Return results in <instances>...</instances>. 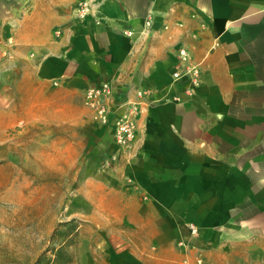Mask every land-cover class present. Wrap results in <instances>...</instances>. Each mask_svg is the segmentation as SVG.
Masks as SVG:
<instances>
[{
    "label": "crops",
    "instance_id": "0c3cea01",
    "mask_svg": "<svg viewBox=\"0 0 264 264\" xmlns=\"http://www.w3.org/2000/svg\"><path fill=\"white\" fill-rule=\"evenodd\" d=\"M6 38L41 44L33 73L59 113L103 80L113 114L140 89L162 99L113 173L80 187L91 219L122 224L111 264H178L190 222L216 264L264 252V0H0ZM180 47L197 85L172 79ZM102 139L116 148L112 126Z\"/></svg>",
    "mask_w": 264,
    "mask_h": 264
},
{
    "label": "rangeland",
    "instance_id": "374dc122",
    "mask_svg": "<svg viewBox=\"0 0 264 264\" xmlns=\"http://www.w3.org/2000/svg\"><path fill=\"white\" fill-rule=\"evenodd\" d=\"M42 52L38 43H0V264H111L122 224L91 219L80 187L87 177L111 175L120 156L113 159L116 148L102 139L107 127L84 104L90 84L60 113L46 105L33 73ZM198 241L206 244L201 234ZM257 255L264 264L262 251L234 257L250 264Z\"/></svg>",
    "mask_w": 264,
    "mask_h": 264
},
{
    "label": "built area",
    "instance_id": "2783aa9c",
    "mask_svg": "<svg viewBox=\"0 0 264 264\" xmlns=\"http://www.w3.org/2000/svg\"><path fill=\"white\" fill-rule=\"evenodd\" d=\"M81 13H86L90 8L85 2L80 4ZM148 24L152 23L150 19ZM173 81L189 80L190 85H197L200 78V68L193 60L192 54L185 47L178 49V61L172 71ZM192 86L187 87L189 92ZM114 94V85L109 80L90 84L81 91L85 106L91 111L95 123L107 128L112 126L113 142L116 152L113 159H117L125 150L132 148L137 131V120L140 114L145 113L148 104L159 103L162 99L152 94L148 89L137 92L138 99L128 101L121 112L113 114L110 100ZM152 95V96H151ZM180 99V96H177ZM190 238L178 239L177 247L181 252L178 264H214L208 261L205 255V246L198 241L200 238L199 227L195 222L188 224Z\"/></svg>",
    "mask_w": 264,
    "mask_h": 264
},
{
    "label": "trees",
    "instance_id": "16d2710c",
    "mask_svg": "<svg viewBox=\"0 0 264 264\" xmlns=\"http://www.w3.org/2000/svg\"><path fill=\"white\" fill-rule=\"evenodd\" d=\"M60 250H62V248H57L56 250H55V255H57L59 252H60ZM63 256H65V254L63 255ZM67 260H64V262H66ZM52 263V262H51Z\"/></svg>",
    "mask_w": 264,
    "mask_h": 264
}]
</instances>
